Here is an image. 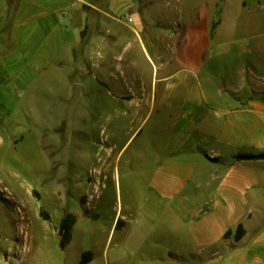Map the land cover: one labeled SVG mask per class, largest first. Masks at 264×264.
<instances>
[{"label": "crops", "instance_id": "obj_1", "mask_svg": "<svg viewBox=\"0 0 264 264\" xmlns=\"http://www.w3.org/2000/svg\"><path fill=\"white\" fill-rule=\"evenodd\" d=\"M184 7L0 0V93L30 101L32 116L86 119V134L101 148L111 143L115 167L123 162L135 183L107 228L89 197L82 208L45 210L56 243L24 225L0 264H81L88 251L85 264H130L127 247L139 231L143 241L159 235L200 247L211 261L264 264V158H237L264 152V75L249 66L250 76H233L212 17L196 5L186 16ZM235 49V57L247 50ZM67 213L76 223L62 247Z\"/></svg>", "mask_w": 264, "mask_h": 264}, {"label": "rangeland", "instance_id": "obj_2", "mask_svg": "<svg viewBox=\"0 0 264 264\" xmlns=\"http://www.w3.org/2000/svg\"><path fill=\"white\" fill-rule=\"evenodd\" d=\"M174 1L185 4L186 16L196 5L207 10L212 26L219 21L214 32L217 41L231 49L227 61L233 76H250L255 66L264 75V0ZM235 46L246 48L244 55L235 57ZM244 66L248 68L241 72ZM85 122L79 117L32 116L30 101L12 92L0 93V260L27 224L49 233V242L56 243L54 223L40 217L42 210L55 212L63 204L75 210L89 197L90 209L106 212L101 223L107 228L114 207L126 202L127 191L135 183L121 169L123 162L119 169L115 167L111 143L101 148L95 135L86 134ZM257 217L264 219L263 214ZM142 238L139 231L127 247L130 264H229L222 256L204 259L200 247L178 246L159 235ZM260 252L264 257V247Z\"/></svg>", "mask_w": 264, "mask_h": 264}, {"label": "trees", "instance_id": "obj_3", "mask_svg": "<svg viewBox=\"0 0 264 264\" xmlns=\"http://www.w3.org/2000/svg\"><path fill=\"white\" fill-rule=\"evenodd\" d=\"M219 21L213 24L212 26V32L218 25ZM237 158L239 159H261L264 158V152L252 154V153H246V154H239L237 155ZM89 214V212H87ZM41 215L49 220L50 216L47 214L45 210H42ZM76 223V216L72 213H67L64 218L61 221V224L59 226V234L61 236V246L66 247L72 238V228L74 224ZM244 233V229L242 225H239L238 227V234L237 237H241ZM92 257V252L88 251L83 254L81 264H85L90 258Z\"/></svg>", "mask_w": 264, "mask_h": 264}, {"label": "built area", "instance_id": "obj_4", "mask_svg": "<svg viewBox=\"0 0 264 264\" xmlns=\"http://www.w3.org/2000/svg\"><path fill=\"white\" fill-rule=\"evenodd\" d=\"M126 21L132 23L134 21V17L132 15H126Z\"/></svg>", "mask_w": 264, "mask_h": 264}]
</instances>
